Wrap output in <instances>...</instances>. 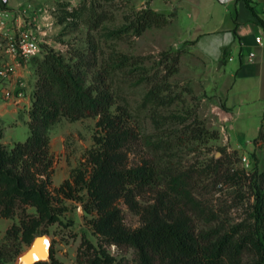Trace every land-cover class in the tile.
Masks as SVG:
<instances>
[{
  "label": "trees",
  "instance_id": "16d2710c",
  "mask_svg": "<svg viewBox=\"0 0 264 264\" xmlns=\"http://www.w3.org/2000/svg\"><path fill=\"white\" fill-rule=\"evenodd\" d=\"M78 17L79 9L66 10L60 23ZM126 19L128 26L122 32L134 31L140 36L152 27L167 26L171 17L147 5ZM42 56L29 112L28 139L5 145L0 130V217L20 215V223L14 224L8 234L21 236L31 244L48 226L61 222L67 210L63 202L74 200L83 203L85 212L94 216V230L102 241L97 247L84 238L80 264H122L105 247L111 245L133 250L136 264H264V169L258 168L260 158L256 152L250 155L249 176L243 169L225 168L223 160L206 174L216 183L243 176L251 180L255 189L252 221L231 229L219 221L216 227L202 230L197 227L196 216L203 215L210 222L219 218L197 197L196 173L163 170L151 160L130 164V153L140 134L130 111L118 103L109 82L111 70L100 71L94 82L85 86L84 69L93 63L90 56L77 50L74 63L52 49L43 50ZM131 59L120 55L118 68L131 65ZM174 62H179V55ZM166 90V86L155 84L147 101L167 104ZM63 118L71 122L98 118L97 131L85 162L70 179L53 188L55 159L49 131ZM204 133L198 132L195 139ZM263 139L261 132L255 144ZM162 176L167 180L164 186ZM121 203L140 216L139 227L127 226ZM30 208L34 214L29 213ZM39 264L60 263L52 252L50 263Z\"/></svg>",
  "mask_w": 264,
  "mask_h": 264
},
{
  "label": "rangeland",
  "instance_id": "374dc122",
  "mask_svg": "<svg viewBox=\"0 0 264 264\" xmlns=\"http://www.w3.org/2000/svg\"><path fill=\"white\" fill-rule=\"evenodd\" d=\"M17 1L29 3L27 8L19 9H22L26 22H32L38 30L43 50L52 49L71 63L76 62L77 50L90 56L93 63L84 69L85 86H90L100 71L111 70L109 82L117 94L118 103L130 111L132 123L140 134V140L130 153L131 165L151 160L163 170L169 168L174 172L197 174L196 195L203 200L208 211L213 210L219 218L210 222L203 215L196 216L198 228L209 230L220 221L226 229H231L252 221L255 189L248 177L219 183L212 182L210 176L206 177L220 160L227 163L225 168L232 171L243 169L248 176L251 175L252 164L245 169L242 163L243 156L251 160L249 155L243 154L249 145L246 144L241 152L235 149L223 128L226 123L220 122L212 112L215 81H219V75L216 70L211 72L207 68L205 62L191 51L189 44L181 43L179 30L169 27L172 18L167 26L152 27L137 36L134 31L123 33L122 30L128 26L127 17L133 18L136 12L146 7L147 3L143 4L142 0ZM74 9H79V17L61 24L64 12ZM186 17V13L179 14V21L189 27ZM94 47H97L96 52ZM120 55L132 58L131 65L118 68ZM178 55L179 62L175 63L174 58ZM42 60L41 55L28 64L27 85L23 88L28 102L17 106L15 117L0 115L1 142L5 145L28 139L29 112ZM155 84L168 88L164 93L167 104L161 106L147 101L146 96ZM21 88L11 90L9 83L0 82V99L8 102L13 95L21 93ZM6 91H11V97ZM97 121L98 118H87L71 122L63 118L51 127L49 135L55 159L53 188L70 179L85 162L86 153L94 146ZM202 131L204 135L195 139V135ZM216 133L218 137H215ZM258 156V168L262 171L264 151L260 150ZM161 180L164 186L166 177L162 176ZM62 206L67 210L62 214L61 222L48 226L44 234L53 241L55 260L60 264H80L84 238L97 247L102 241L94 230V216L85 212L83 203L65 200ZM120 207L127 226L139 227L140 216L124 203ZM29 213L34 214L35 210L30 208ZM19 223L20 215L12 219L0 217V264H17L18 258L30 247L21 236L8 234V230ZM105 247L122 264H136L133 250L115 245Z\"/></svg>",
  "mask_w": 264,
  "mask_h": 264
},
{
  "label": "crops",
  "instance_id": "0c3cea01",
  "mask_svg": "<svg viewBox=\"0 0 264 264\" xmlns=\"http://www.w3.org/2000/svg\"><path fill=\"white\" fill-rule=\"evenodd\" d=\"M141 2L171 16L169 27L179 30L181 43L189 44L191 51L205 62L211 72L217 71L219 81H215L213 107L220 106L233 115L223 128L235 149L241 152L247 144L249 148L243 154L249 156L253 152L258 155L260 150L264 151V139L255 144L260 133L264 135V45L256 42L258 36L264 35V0ZM28 4L9 0L11 9ZM181 13H186L189 27L179 21ZM183 36L186 37L183 39ZM28 64L0 55V72L4 66L14 70L8 80L0 76V82L9 83L11 90L22 87L20 97L13 95L8 102L0 99V115L3 117H15L17 106L28 102L23 89L27 85Z\"/></svg>",
  "mask_w": 264,
  "mask_h": 264
},
{
  "label": "built area",
  "instance_id": "2783aa9c",
  "mask_svg": "<svg viewBox=\"0 0 264 264\" xmlns=\"http://www.w3.org/2000/svg\"><path fill=\"white\" fill-rule=\"evenodd\" d=\"M22 14V9L13 10L9 7V0H0V55L27 63L40 57L43 49L38 30L33 27L32 22H26ZM256 42L264 45V35L258 36ZM13 73L12 67L4 66L0 76L3 80H8ZM7 96L11 97V91H7ZM242 163L245 169L251 166V160L247 156H243Z\"/></svg>",
  "mask_w": 264,
  "mask_h": 264
},
{
  "label": "water",
  "instance_id": "95a60500",
  "mask_svg": "<svg viewBox=\"0 0 264 264\" xmlns=\"http://www.w3.org/2000/svg\"><path fill=\"white\" fill-rule=\"evenodd\" d=\"M212 112L219 118L220 122H222L223 124L231 121L233 117L231 113L227 112L220 106L213 107ZM41 240H45L46 244L41 249L35 251V247ZM52 248L53 241L48 235L42 234L36 236L30 244L29 249L18 258L17 264H39L51 262Z\"/></svg>",
  "mask_w": 264,
  "mask_h": 264
},
{
  "label": "bare ground",
  "instance_id": "6f19581e",
  "mask_svg": "<svg viewBox=\"0 0 264 264\" xmlns=\"http://www.w3.org/2000/svg\"><path fill=\"white\" fill-rule=\"evenodd\" d=\"M46 244L45 240H41L38 245L35 247V251L41 249ZM34 252V251H33ZM32 252V253H33Z\"/></svg>",
  "mask_w": 264,
  "mask_h": 264
}]
</instances>
